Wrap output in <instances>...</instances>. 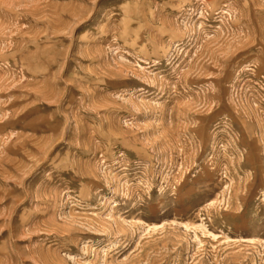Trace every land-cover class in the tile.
Listing matches in <instances>:
<instances>
[{"label": "rangeland", "instance_id": "374dc122", "mask_svg": "<svg viewBox=\"0 0 264 264\" xmlns=\"http://www.w3.org/2000/svg\"><path fill=\"white\" fill-rule=\"evenodd\" d=\"M0 264H264V0H0Z\"/></svg>", "mask_w": 264, "mask_h": 264}]
</instances>
